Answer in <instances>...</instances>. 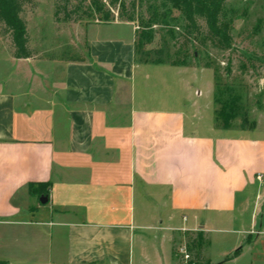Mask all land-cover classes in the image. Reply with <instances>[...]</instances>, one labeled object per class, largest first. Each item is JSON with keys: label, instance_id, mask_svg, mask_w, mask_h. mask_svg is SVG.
<instances>
[{"label": "crops", "instance_id": "obj_1", "mask_svg": "<svg viewBox=\"0 0 264 264\" xmlns=\"http://www.w3.org/2000/svg\"><path fill=\"white\" fill-rule=\"evenodd\" d=\"M78 27L81 60L0 49V264H173L199 230L264 264L258 121L220 128L211 71L137 60L128 22Z\"/></svg>", "mask_w": 264, "mask_h": 264}, {"label": "rangeland", "instance_id": "obj_2", "mask_svg": "<svg viewBox=\"0 0 264 264\" xmlns=\"http://www.w3.org/2000/svg\"><path fill=\"white\" fill-rule=\"evenodd\" d=\"M77 2H71V9ZM88 2H83L79 11L73 14L75 18L82 17L81 20L69 23L54 20L56 0H35L33 4L23 6L20 16L26 21L29 47L34 54L76 56L66 42H76L82 29L79 25L128 22L135 31L137 60H161L166 64L183 63L209 69L213 74L214 88L215 83L218 84L216 92L220 101L230 94L238 96L247 115V124H254L257 120L260 131L264 132V0H221L220 22L228 26L227 46L211 39L201 18L197 21L199 30L196 31L179 11L170 5L163 6V0H136L134 21H125L131 12L130 6L126 5L124 18L108 22L98 19L99 15L88 17L83 14L84 10L88 11ZM113 16L116 17L114 13ZM153 18L156 23L151 22ZM108 28L105 30L109 31ZM120 28L115 30L121 32ZM93 30L97 28H88L90 33ZM143 33L147 37H140ZM0 49L12 52L10 36L3 33L2 23ZM215 107L218 109L220 104ZM240 119L233 121L234 127L240 126ZM190 236L186 234L181 244L182 241L176 240L173 264H188L181 249L185 248Z\"/></svg>", "mask_w": 264, "mask_h": 264}, {"label": "trees", "instance_id": "obj_3", "mask_svg": "<svg viewBox=\"0 0 264 264\" xmlns=\"http://www.w3.org/2000/svg\"><path fill=\"white\" fill-rule=\"evenodd\" d=\"M35 0H0V23L3 25V33L10 36L12 55L14 58H30L34 52L29 47V34L25 19L20 16L23 6L33 4ZM79 1L71 9V2ZM86 0H56V8L54 11V20L56 22H76L82 17H73L76 14L82 3ZM164 5H170L172 9L179 11L187 24L199 30L197 21L201 18L206 25L207 32L212 40L219 45H228L229 34L227 25L220 22V12L222 7L221 0H163ZM129 5L131 8L130 14L124 18L123 10ZM136 0H89L88 11L83 12L88 17L99 15L100 20L108 22L111 19L124 18L125 21H134L135 19ZM114 9L116 11L114 12ZM116 15V17L113 16ZM154 16H156L154 14ZM153 18L151 22L156 23ZM140 37H147L146 34H141ZM135 49V55H136ZM68 60H81L76 56L62 57ZM144 63L162 64L164 61L158 60H139ZM175 64V63H172ZM183 63H180L182 65ZM178 65V64H175ZM218 84L215 83L214 102L220 104V107L215 110V121L220 128H233V121L240 117V128H251L254 124H247V115L243 111L236 95L230 94L225 100L220 101L216 92ZM42 184H29L28 193L36 194L39 197L45 196L46 192L41 188ZM190 234L189 242L185 246V250L189 255L188 264H210L204 257V251L209 246V240L206 238L203 231H196Z\"/></svg>", "mask_w": 264, "mask_h": 264}, {"label": "built area", "instance_id": "obj_4", "mask_svg": "<svg viewBox=\"0 0 264 264\" xmlns=\"http://www.w3.org/2000/svg\"><path fill=\"white\" fill-rule=\"evenodd\" d=\"M181 252L183 253V256H184V258L186 259V261H188V259H189V255L187 254L185 248L181 249Z\"/></svg>", "mask_w": 264, "mask_h": 264}, {"label": "water", "instance_id": "obj_5", "mask_svg": "<svg viewBox=\"0 0 264 264\" xmlns=\"http://www.w3.org/2000/svg\"><path fill=\"white\" fill-rule=\"evenodd\" d=\"M40 202H41V203H45V202H47V197H46V196H41V197H40Z\"/></svg>", "mask_w": 264, "mask_h": 264}]
</instances>
